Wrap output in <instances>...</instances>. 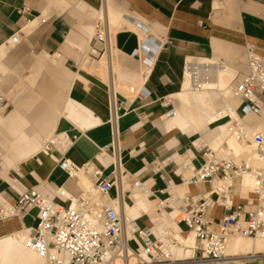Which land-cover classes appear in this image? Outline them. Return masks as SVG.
<instances>
[{
    "label": "crops",
    "instance_id": "1",
    "mask_svg": "<svg viewBox=\"0 0 264 264\" xmlns=\"http://www.w3.org/2000/svg\"><path fill=\"white\" fill-rule=\"evenodd\" d=\"M100 21L111 25L116 49L112 66L103 59L107 63L104 77L93 73L100 69V62L92 55L91 39ZM16 35L19 43L12 47L10 41ZM250 46L264 57V0H0V89L32 57L35 71L27 85L33 89L42 71L50 72L53 79L23 95L17 74V88L13 86L9 94L14 108L6 115L1 111L7 104L0 109V192L12 202L33 187L50 199H58L59 187L78 196L89 181L68 179L58 165L62 155L40 149L48 131L68 132L77 141L66 157L79 165L94 162L105 176L111 174L115 157L102 155L101 149L115 145L121 170L156 193L157 199L149 198L130 184L123 187L126 217H139L140 226L150 227L151 219H157V201L167 197L160 193L165 184L153 172L154 163L162 164L163 173L179 184L177 172L185 159L196 168L203 163L202 154L192 146L195 140H215L216 146L227 143L236 150L226 125L217 122L216 110L227 102L241 112L243 101L231 85L248 72ZM194 58L223 62L231 72L230 80L221 87L218 78L219 91L194 93L201 96H197L199 112L185 118L184 66ZM113 91L122 103L117 110L110 105ZM259 98L261 114L247 116L244 122L264 133V93ZM41 100L49 102L52 110L32 115ZM173 106L176 117L166 119ZM25 151L31 155L19 161ZM176 191L180 196L192 195L208 192L209 186ZM111 195L116 197L117 190ZM224 214L215 207L208 217L218 220ZM35 216L32 211L23 218L0 221V239L33 227ZM250 242L232 240V258L223 264H264V242Z\"/></svg>",
    "mask_w": 264,
    "mask_h": 264
},
{
    "label": "built area",
    "instance_id": "2",
    "mask_svg": "<svg viewBox=\"0 0 264 264\" xmlns=\"http://www.w3.org/2000/svg\"><path fill=\"white\" fill-rule=\"evenodd\" d=\"M113 37L111 25L100 21L91 39L92 55L99 62L106 57L109 66L116 59ZM18 43L16 35L10 45ZM247 60V74L231 85L235 96L243 101L241 112L225 102L216 115L217 122L226 125L228 134L250 153L238 154L227 144L219 147L214 145L215 140L207 143L197 139L192 146L202 154L203 163L196 168L185 159L177 172L179 184L163 173L162 164L154 163L153 172L165 184L160 193L167 197L157 201L160 218L151 219L150 227L140 226L139 217H126L123 186L130 184L137 193L149 198L157 199L156 193L121 170L115 145L101 149L102 155L115 157L111 174L105 176L94 162L79 165L66 157L77 141L68 132L53 133L42 143V151L50 155L59 152L62 159L58 165L68 179L86 178L89 185H83L76 197L59 187L58 199H50L38 187L25 190L13 202L0 192V221L23 218L36 211L35 225L21 234L23 246L35 256L37 264H116L115 259L122 264H131V259L133 264H223L232 258V239L264 241V134L252 131L244 122L248 115L258 117L262 111L259 94L264 93V58L250 46ZM225 66L221 61L208 59L187 61L183 76L189 81V90L219 91L206 85ZM109 78L114 81L113 73ZM6 104L4 94L0 93V108ZM110 105L113 110L122 106L114 91ZM175 117L173 106L165 118ZM200 185H208L209 191L183 196L176 191L178 187ZM114 189L116 197L111 195ZM234 201L247 202L235 205ZM215 207L225 212L218 220L208 217ZM164 213H170L172 218L163 219ZM191 236L194 243L190 248L186 240ZM190 250L192 254L188 255Z\"/></svg>",
    "mask_w": 264,
    "mask_h": 264
},
{
    "label": "bare ground",
    "instance_id": "3",
    "mask_svg": "<svg viewBox=\"0 0 264 264\" xmlns=\"http://www.w3.org/2000/svg\"><path fill=\"white\" fill-rule=\"evenodd\" d=\"M104 23H106V22H104ZM188 61H191V59H189ZM228 73L230 74L231 72H229V70L226 69V66H225L224 68H222L218 71L215 80L212 82H209L206 86L211 88V89L219 90L218 84H217L218 78L220 81L219 85L221 87H224L226 85V83L230 80L229 79L230 75ZM183 82H184V85H183V91L184 92L182 94V103L184 106L183 107V113H184L185 118H190V117L192 118V117H195V114H196V113L194 114L192 108L197 109V112H198V106L200 105V104L198 105V103L200 101V98L198 99V97H201V96L197 95L198 96L197 97L196 94H194V92L189 90V81L187 79H184V76H183ZM0 109H2V108H0ZM233 116L234 117L236 116L235 111H233ZM248 116H250V115H248ZM249 128L252 131H258V130L251 128V127H249ZM226 133H227L228 137L233 139L232 142L236 146V150H237V151L235 150V153H238V154L242 153L243 155L250 153V150H248L245 147L238 144L235 141V139L228 134L227 128H226ZM224 144H227V143H223V145ZM40 149L42 150V145H41ZM230 149H232V148H230ZM125 186H126V184H124L123 187H125ZM140 195H142V194H140ZM143 196H145V195H143ZM157 218H160V216L158 214H157ZM164 218H165V220H170L172 218V215L170 213H164ZM235 239H237V238H235ZM232 240H234V239H232ZM262 242H264V241H262ZM193 243H194V238L192 236V238L189 241H187L186 244L191 248L193 246ZM191 254H192V252L190 250V252H188V255H191ZM240 255H243V254H240ZM114 261L116 262V264H122V261L120 259H115ZM130 262H131V264H133L134 260L131 259ZM0 264H37L35 256L32 253H30L27 249H25V247L23 246L21 233L15 234L12 237H7V238L2 239V240L0 239Z\"/></svg>",
    "mask_w": 264,
    "mask_h": 264
},
{
    "label": "rangeland",
    "instance_id": "4",
    "mask_svg": "<svg viewBox=\"0 0 264 264\" xmlns=\"http://www.w3.org/2000/svg\"><path fill=\"white\" fill-rule=\"evenodd\" d=\"M34 61L35 60L32 57L30 62L28 63V65L25 67V69H23V70H21L19 72H14L15 75L10 74L9 77L6 78L5 85L3 86V88L0 89V93H3L5 98H6V100H7V106L5 107V109L3 111H1L3 114H5V115L8 114L14 108V105L10 102V95L9 94H10L11 90H13V89L15 90V88H14L15 86L17 88V77H16L17 74H19L21 76V79H22V82H20V84L18 85V88L22 89V94L23 95H29V94L33 93V90L37 89L38 86L43 85L44 82H47V83L51 82L52 83L53 79H52V76H51L50 72L42 71L40 73V75H39L38 84L35 85L33 89H31L30 86L27 85V78H29L33 74V72L35 71V62ZM99 65H100V69L99 70H95L96 73H97V76H103L104 77V75H105V71H104L105 70L104 69L105 61L101 60ZM93 70L94 69H92L91 71H93ZM124 89H125V91L128 90V88H124ZM61 92H62V95H63L64 92H63L62 89H61ZM176 102H177V100H176ZM51 110L52 109L50 108L49 102L47 103L45 100H41L34 107V109L32 110L31 114L32 115H34L36 113H38V114L45 113L46 114V113H49ZM195 111H197V110H193L194 114H195ZM260 132L263 133L262 130ZM52 135H53V130L52 131H48L47 136L45 138H43L41 143H40V148H41L42 143L46 139L50 138ZM30 153H31L30 151H25L19 157V161H24L25 159H27V157L31 155ZM2 162L3 161L0 159V167H1ZM10 171H12V168H10ZM11 174H13V172H11ZM236 242H239V241L237 240ZM247 242H250V241L247 240ZM132 246H134V244H132Z\"/></svg>",
    "mask_w": 264,
    "mask_h": 264
}]
</instances>
